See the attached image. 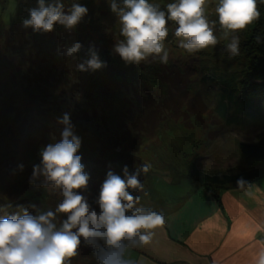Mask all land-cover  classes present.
Here are the masks:
<instances>
[{
    "label": "rangeland",
    "instance_id": "obj_1",
    "mask_svg": "<svg viewBox=\"0 0 264 264\" xmlns=\"http://www.w3.org/2000/svg\"><path fill=\"white\" fill-rule=\"evenodd\" d=\"M72 2L73 0H64L67 6ZM77 2L88 8V14L76 28L82 33L86 43L95 46L97 53L104 51V54L98 53L99 58L102 60L106 54L115 67L127 69L130 75L142 71L144 76L137 77L138 80L134 79L130 85L122 80L121 85L125 91L113 88L109 95L105 92L107 80L102 84L96 77L98 70L82 71L79 78H71L70 73L64 71L63 77L59 78L58 69L57 73H51L53 78L43 75L53 86L41 85L40 88L34 85V77L28 79L27 73H21L16 84L10 61L15 66H26L27 63L22 60L27 58L28 51L23 50L16 56L5 46L1 33L21 16H29L27 8L38 5L37 0H0V187L10 190L9 193L5 191L2 196L13 200L16 212L20 206L28 207L32 203L45 210L54 209L60 199L55 193L36 188L29 183L33 165L40 163L43 147L38 144L27 146L24 143L26 137L23 134L22 119L31 117L61 132L63 125L57 123V118L65 112L70 113L74 132L82 141L77 154L86 162L97 154L100 138L109 137L115 132L117 121L126 109L135 108L136 98L133 95L138 91L135 88H148L158 99L164 100L170 91L168 85H172L169 77L176 72H181L183 76L178 90L182 92L181 86L186 83L190 89L188 96L192 98L199 95L205 105L190 111L193 115L190 114L188 118L167 115L156 124L152 136L142 138L139 146L134 148L123 143L109 151L105 158L112 170L121 176L124 165L130 171H134L142 163L151 165L150 171L140 176L148 195L138 193L142 197L138 206L150 207L163 214L174 211L182 200L193 195L196 190L197 183L188 177V166L191 162L208 174H236L250 167L251 160L241 153L240 145L256 144L264 134V129L259 125H248L249 121L257 124L264 118V106L260 107L259 100L255 101L253 107L257 110L254 108L256 111L253 116L256 119L251 120L246 118L244 112L236 114L229 106H225L224 111L228 112L229 118L235 116L239 119L237 124L228 122L229 118L222 120L217 111L223 101L222 93L229 92L227 82L241 84V81H264V43L255 42L256 35L264 37V24L261 21L264 2L257 0L259 20L236 33L240 38L238 56L229 58V53L225 50L228 41L223 39L218 24L214 29V35L219 41L217 45L194 53L180 48L174 30L168 28L169 34L173 31V35L171 41H164L169 52L166 65L161 64L158 58L151 57L139 65L126 64L113 51L116 40L122 37L119 35L117 17L111 12L108 0ZM149 2L166 6L175 0ZM216 2L217 0H208L206 15L209 20H218L214 11ZM28 38L31 39L30 36ZM40 61L38 59L37 63H41ZM38 70L35 68V71L39 72ZM174 86L176 91L175 83ZM186 108L183 103L180 110L184 111ZM13 110L16 111L12 112ZM260 124L264 125V120ZM21 163L24 165L23 171L18 169ZM234 186L236 183L229 185ZM221 188H211V191L218 194ZM29 211L35 214L33 209L29 208ZM130 256L134 259L132 253ZM71 264H96L92 250L82 244L79 254L71 258Z\"/></svg>",
    "mask_w": 264,
    "mask_h": 264
},
{
    "label": "clouds",
    "instance_id": "obj_2",
    "mask_svg": "<svg viewBox=\"0 0 264 264\" xmlns=\"http://www.w3.org/2000/svg\"><path fill=\"white\" fill-rule=\"evenodd\" d=\"M108 3L122 37L116 40L113 51L126 64L135 65L149 57L158 58L161 64L168 63L164 41L169 35V21L177 25L174 36L179 47L189 53L217 45L214 29L218 24L223 39L228 41L225 50L232 58L240 54L236 33L260 18L257 0H217L214 11L218 20H209L206 15L208 0H175L166 5V10L149 0ZM37 5L28 10L29 18L22 19V26L35 32H52L56 24L75 30L88 14V8L77 0L68 7L64 0H37ZM255 42L264 43V37L256 35ZM81 49L82 44L73 41L58 52L76 59ZM87 56L76 65L78 71L107 67L94 45H90ZM57 123L63 125L61 138L42 148L40 163L33 165L29 183L55 193L60 199L54 209L45 210L32 203L20 206L15 214L0 217V264H71L82 244L92 250L96 264H139L131 258L130 251L152 242L155 229L166 223L162 212L138 206L142 199L138 193L148 195L140 176L147 174L151 165L142 163L134 171L124 165L122 176L109 168L98 196L90 201L85 194L90 174L85 171L82 156L77 154L82 141L74 132L70 113H63ZM23 168L22 163L18 165L20 171ZM236 187L255 198V184L244 177L236 180ZM60 214L66 218L60 219ZM253 264H264V247L259 249Z\"/></svg>",
    "mask_w": 264,
    "mask_h": 264
},
{
    "label": "trees",
    "instance_id": "obj_3",
    "mask_svg": "<svg viewBox=\"0 0 264 264\" xmlns=\"http://www.w3.org/2000/svg\"><path fill=\"white\" fill-rule=\"evenodd\" d=\"M65 6L68 7L70 4ZM161 7L166 10V6L161 5ZM30 8L31 7L27 9ZM261 11V21L262 24H264V7H262ZM25 18H29V16H21L15 20L10 27L5 28L3 34L1 33L5 46L11 49L16 56H19L23 50L28 51L27 58L22 60L25 64L27 63L26 66H15L14 62L12 60L10 61L12 71L15 73V83L18 84L17 77L21 73H27V78L34 77V85L37 88L42 87L41 85H44V87H51L53 84L48 83V79H44L43 75H48L53 78L51 73H57L58 69L60 70L58 71L59 78L63 77L62 75H64V71L70 73L71 78H79L82 71H78L76 65L89 58L87 52L90 47V44L86 43L82 33L78 31L77 28L72 31L66 30L59 24L54 25V30L52 32H35L31 27L24 28L22 26V19ZM167 27L175 30L177 25H175L174 22L169 21ZM172 35L173 31L168 35L166 40L171 41ZM29 36L31 37L30 40L28 38ZM73 41L82 44V49L77 53L76 59L65 57L58 52V49L62 50L66 45L71 44ZM105 52L109 54V51L106 50ZM98 53H101V51H98ZM101 54H104V51ZM38 59L41 60V63H37ZM102 61L106 62L107 67L96 71V77H98V80L102 84L107 80L106 82L108 84L105 92L108 95L109 91L113 88L114 90L125 91L124 86L121 85L122 80L130 85L133 84L134 79L138 80L137 77L144 76L142 71L130 75L128 74L127 69L119 66L115 67L110 57L106 54L103 56ZM50 63L51 66L49 67ZM35 68L39 69V72L35 71ZM103 71L104 74H102ZM182 77L181 72H176L173 75L171 74L169 77V83L172 85H168L170 91H168V95L164 100L158 99L156 94L150 92L148 88L142 89L140 86L139 88H135L138 90L134 92L133 95L136 98L135 108L126 109L117 121L115 132L109 137L100 138L97 154L95 156L93 155L91 159H88L86 162L85 159L82 161L85 165V171L90 174L89 190L85 193L89 196L90 201L98 196L100 185L106 178L107 171L109 168L112 169L105 159L109 154V151L114 150L123 143H127L136 148L141 143L142 138L153 135L156 124H158L159 121H162L167 115L168 117H179L181 115L188 118L190 114L193 115L190 111L198 110L205 105V101L199 95H195L192 98L188 96L187 93H189L190 89L186 86V83L181 86V88L183 87L182 92L179 91L180 89L178 87L182 84ZM174 83L176 85V91L173 89L175 87ZM226 84L230 89L229 92L222 93L223 101L218 106V116L226 121L230 116L227 115L228 112L225 113L224 109L225 106H229L233 112H236V114L244 112L245 115H247L246 118L249 120L256 119L253 116V113L257 109L253 107V105H255L256 100H259L260 107L264 106V81H256L252 83L250 81H241V84H238L237 82L229 84V82H227ZM11 99H13V97ZM183 103L186 104L187 108L186 110L181 111L180 108ZM254 108L256 110H254ZM14 111L16 110H13L12 112ZM18 116L19 115H17V117ZM262 120H264V118H262L257 124H253L249 121L248 125H259L261 129H264V125L260 124ZM21 121L24 126L23 134L26 137L24 143L27 146L38 144V146L44 147L49 143L58 142L61 138V132L57 128L50 127L43 121H35L31 117H27ZM228 122L237 124L240 121L235 116H232L228 119ZM240 151L251 160V164L248 169L236 174H208L198 169L194 162H191L188 166L189 177L212 196L218 205H220V197L218 194L213 193L211 188L223 187L220 190L225 189L229 187V185L236 183V180L241 176L250 182L264 179V134H262L256 144H241ZM3 188L4 187H0V217L16 213L13 200L8 196L7 198L2 196L5 195V191L9 193L10 190L7 188V190H3ZM60 217L62 219L66 218L64 214H60Z\"/></svg>",
    "mask_w": 264,
    "mask_h": 264
},
{
    "label": "crops",
    "instance_id": "obj_4",
    "mask_svg": "<svg viewBox=\"0 0 264 264\" xmlns=\"http://www.w3.org/2000/svg\"><path fill=\"white\" fill-rule=\"evenodd\" d=\"M262 180L252 182L255 198L236 186L219 190L220 205L197 184L193 195L165 211L153 241L130 255L139 264H253L264 247Z\"/></svg>",
    "mask_w": 264,
    "mask_h": 264
}]
</instances>
